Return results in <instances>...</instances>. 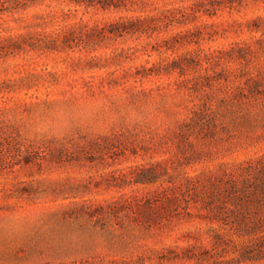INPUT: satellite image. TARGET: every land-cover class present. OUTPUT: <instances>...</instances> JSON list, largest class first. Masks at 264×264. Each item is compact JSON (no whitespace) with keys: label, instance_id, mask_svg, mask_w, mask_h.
<instances>
[{"label":"rangeland","instance_id":"rangeland-1","mask_svg":"<svg viewBox=\"0 0 264 264\" xmlns=\"http://www.w3.org/2000/svg\"><path fill=\"white\" fill-rule=\"evenodd\" d=\"M0 264H264V0H0Z\"/></svg>","mask_w":264,"mask_h":264}]
</instances>
